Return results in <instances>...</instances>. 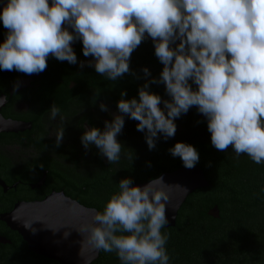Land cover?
Segmentation results:
<instances>
[{
  "label": "clouds",
  "instance_id": "obj_1",
  "mask_svg": "<svg viewBox=\"0 0 264 264\" xmlns=\"http://www.w3.org/2000/svg\"><path fill=\"white\" fill-rule=\"evenodd\" d=\"M0 21L8 30L0 43V70L26 75L45 71L50 55L76 64L71 44L79 39L83 55L94 58L96 73L117 81L130 72L131 54L145 34L154 41L163 68L151 83L162 82L170 99L150 92L149 83L138 89L139 99H124L121 92L120 114L105 121L103 130L92 127L80 138L86 150L95 145L109 164L120 160L117 136L125 115L138 122L137 131L145 133L152 150L158 134L175 135V119L193 106L206 117L215 149L231 146L237 157L264 163V0H7ZM142 71L150 76L147 68ZM7 99L0 97V104ZM100 109L107 111L104 104ZM57 117L59 147L66 119L52 104L49 121ZM169 152L187 169L199 161L190 144L176 142ZM167 186L160 178L143 187L121 179L119 192L79 231L91 248L114 252L121 264H169V237L161 232L168 222Z\"/></svg>",
  "mask_w": 264,
  "mask_h": 264
},
{
  "label": "flooded vegetation",
  "instance_id": "obj_2",
  "mask_svg": "<svg viewBox=\"0 0 264 264\" xmlns=\"http://www.w3.org/2000/svg\"><path fill=\"white\" fill-rule=\"evenodd\" d=\"M7 32L0 21V43L4 42ZM80 43L79 40L73 47V51L77 52L76 64L58 61L50 55L46 70L39 74L26 75L15 70H0V97H8L5 103L0 104V264H68L63 260L68 253V239L74 237V232L67 235L62 232L48 233L38 230L46 228V224H35L31 249L18 231L11 229L1 219L15 206L40 202L53 192H63L79 204L102 212L95 206L87 205L85 200L76 198L83 197L90 189L93 177L113 175L128 166L138 174L144 173V178L153 175L144 180L147 182L162 173L184 168L181 159L169 152L176 142L195 147L199 154L195 166L203 174L202 164L207 171L223 176L228 182L226 186H219V194L226 207H246V198L249 199L247 205L253 210L264 207V163L256 164L246 154L237 157L231 146L225 152L215 149L211 144L207 119L195 106L175 119L176 133L173 137L165 139L158 134L159 138L152 150L146 144L145 133L137 131L138 122L127 115L124 116V127L117 136L122 144L118 163L109 164L95 145H90L86 150L81 143L82 134L92 127L103 130L105 121L111 122L115 115L120 114L117 101L121 99V92L126 93L124 99H130L131 93L138 95V89L149 83L150 92L159 95L162 100L170 97L162 82L151 83L153 78L159 79L163 65L155 55L154 41L147 34L131 54L130 72L117 81L96 73L92 66L94 58L83 55V46L77 48ZM172 46L175 47V44ZM144 68L149 70L150 76L144 75ZM189 83L193 89L196 88L192 81ZM52 104L60 108L61 115L66 119L64 137L59 147L55 146V128L60 124L59 117L51 122L48 118ZM101 104L106 106L107 111L100 109ZM160 107L163 108V104ZM172 166L175 169L164 170ZM231 182L238 184L229 186ZM210 186L208 182V185L188 193L186 198L190 194L199 196L202 188ZM234 189L241 191L239 197L244 203L234 199ZM232 208L220 211L218 203H213L206 210L207 220L233 222L239 208ZM248 214L247 210L246 218L251 215ZM64 218L67 217L58 220L63 221ZM50 220H55L54 224H49L50 229L61 227L57 219L47 216L46 221ZM256 234L253 232L250 237ZM210 239L214 238L206 239L205 243H210ZM177 240L172 242L176 251L174 249L169 261L174 264H193L190 258H186L187 253L180 251L182 245L186 246L185 242H179V238ZM186 243L191 245V241ZM205 243L201 242L207 246ZM88 264H121V261L114 252L100 250Z\"/></svg>",
  "mask_w": 264,
  "mask_h": 264
},
{
  "label": "trees",
  "instance_id": "obj_3",
  "mask_svg": "<svg viewBox=\"0 0 264 264\" xmlns=\"http://www.w3.org/2000/svg\"><path fill=\"white\" fill-rule=\"evenodd\" d=\"M81 45L82 42L77 45V48L79 49ZM74 53L77 55V52ZM131 98L139 99L135 92L131 93ZM202 168L211 186L202 188L200 190L202 194L199 196L194 197L190 194L178 211L175 225L164 226L161 229L162 234H167L169 237L165 245L169 260L175 249L172 242H177L179 238V242H185L186 245V248L183 245L179 246L181 253H187L186 258H190L193 264H264V207L253 210L247 205L249 199L246 198L244 203L239 197L241 192L239 189H234V199L237 198L236 201L243 202L246 207H226L224 199L219 194L221 189L219 186L228 182L223 176L207 171L203 164ZM172 169L175 168L173 166L164 168V170ZM152 177L154 176L149 175L144 178V173L138 174L126 166L113 175L93 177L90 189L83 197L76 198L85 200L87 205L95 206L103 211L110 197L119 192L118 183L121 179L130 178L132 183H135L144 182ZM236 184L231 182L229 186ZM213 203H218L220 211H226L227 208H239L235 221L222 223L207 220L206 210ZM247 210L251 214L249 218H246ZM253 232H257V236L250 237ZM210 237L214 239H210V243H205V240ZM189 241L191 245H187L186 242ZM201 242L207 246L202 245ZM169 264L174 262L169 261Z\"/></svg>",
  "mask_w": 264,
  "mask_h": 264
},
{
  "label": "water",
  "instance_id": "obj_4",
  "mask_svg": "<svg viewBox=\"0 0 264 264\" xmlns=\"http://www.w3.org/2000/svg\"><path fill=\"white\" fill-rule=\"evenodd\" d=\"M6 3L7 0H0V9ZM49 4H51V0H49ZM65 27L68 26L65 25ZM68 30L72 31L70 27H68ZM78 41L79 39H76L71 44V47L73 48ZM159 178L165 185H168L165 189L168 194V201L165 202L168 222L165 227H169L174 225L177 210L188 193L198 187L208 185V182L198 166H194L191 169L184 167L172 172L162 173L154 179L158 180ZM149 181L143 183L136 182L133 185L143 187ZM94 212H97L95 208L79 204L63 192H53L40 202L18 204L10 213L4 214L1 219L11 229L18 231L28 242L31 249H33L32 242L34 240V237L31 235L33 233V225L35 224H46V228L38 230L48 233L51 231L62 233L74 232V237L68 239V253L64 255L65 260L63 261L68 264H88L97 257L99 251L91 248L87 242L86 234L81 233L79 230L82 226L92 222ZM47 216L57 219L61 227L57 230L50 229L49 224H54L55 220L46 221ZM64 216L67 218H64L63 221L58 220ZM26 223H31V228H26L24 226Z\"/></svg>",
  "mask_w": 264,
  "mask_h": 264
}]
</instances>
